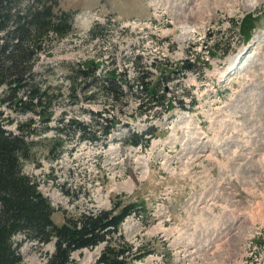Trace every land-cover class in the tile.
<instances>
[{"label":"rangeland","instance_id":"1","mask_svg":"<svg viewBox=\"0 0 264 264\" xmlns=\"http://www.w3.org/2000/svg\"><path fill=\"white\" fill-rule=\"evenodd\" d=\"M57 1L61 10H77L71 30L47 39L32 71L60 95L48 128L35 121L33 160L23 167L54 208L53 222L142 200L147 212L127 216L118 230L142 256L132 264H264V0ZM91 6L119 16L84 18ZM85 60L99 63L94 73ZM106 71L128 81L121 111L101 92ZM138 76L164 78L156 89L165 105L150 101V117L137 106L147 99ZM0 111L12 131L37 118ZM97 111L121 120L106 139L80 140L74 125L63 126L70 118L86 123ZM151 125L148 146L124 143ZM56 127L65 130L62 149L47 154ZM92 131L100 135L101 126ZM21 239L15 236L23 264H44L54 249L53 241ZM102 247L71 258L91 264Z\"/></svg>","mask_w":264,"mask_h":264},{"label":"trees","instance_id":"2","mask_svg":"<svg viewBox=\"0 0 264 264\" xmlns=\"http://www.w3.org/2000/svg\"><path fill=\"white\" fill-rule=\"evenodd\" d=\"M72 17V12L58 7L57 0H0V108L4 106L15 112L37 116L17 124L16 131L7 129L4 119H0V264H23L20 242L15 241L17 234L21 235L23 241L32 240L41 244L54 242V250L44 264H77L71 258L72 252L99 244H103V247L98 258L91 264H132L134 259L142 258L137 257L132 245L118 234L127 216L147 212L142 200L127 203L116 200L111 208L65 216L64 221L56 225L51 218L54 208L50 201L23 169L25 163L33 160L31 152L36 144L28 135L34 133L33 125L37 120L48 128L53 114L52 103L60 95L52 85H42L36 81L33 65L38 53L44 52L49 46L46 43L48 38L60 39L70 32ZM247 17L251 18L250 15ZM241 30L245 33V26ZM250 34L252 31L247 29L244 35L248 38ZM83 64L93 73L99 67V63L94 60H85ZM182 68L191 70L192 67L185 65ZM76 73L85 74L79 67ZM102 75L105 81L102 94L106 101L112 102L121 111L129 99L123 87L128 81L119 79L115 71H106ZM97 78L94 75V79ZM136 80L142 82L141 89L147 98L138 101L137 106H146V111L140 113L145 112L150 117L155 113L150 110V101L165 105V96L156 89L164 78L158 76L152 81L138 76ZM172 106V102L168 101L165 110ZM101 112H90L86 123L67 119L63 126L66 128L74 125L80 140L94 143L100 138L106 139L121 120L117 114L106 117ZM100 120L108 122L101 123ZM98 125L101 126L100 135L92 131V127ZM55 130L57 135L51 138L52 145L46 146L47 154H51L56 146L62 149L59 134L65 130L60 127ZM155 130L151 125L141 133L129 132L124 143L148 146Z\"/></svg>","mask_w":264,"mask_h":264}]
</instances>
